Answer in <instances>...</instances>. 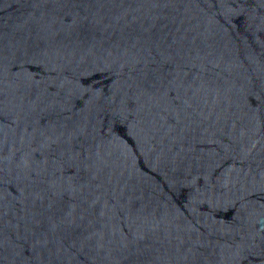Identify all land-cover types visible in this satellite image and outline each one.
I'll use <instances>...</instances> for the list:
<instances>
[{"label": "water", "instance_id": "1", "mask_svg": "<svg viewBox=\"0 0 264 264\" xmlns=\"http://www.w3.org/2000/svg\"><path fill=\"white\" fill-rule=\"evenodd\" d=\"M0 264H264V0H0Z\"/></svg>", "mask_w": 264, "mask_h": 264}, {"label": "snow or ice", "instance_id": "2", "mask_svg": "<svg viewBox=\"0 0 264 264\" xmlns=\"http://www.w3.org/2000/svg\"><path fill=\"white\" fill-rule=\"evenodd\" d=\"M52 207H54V205Z\"/></svg>", "mask_w": 264, "mask_h": 264}]
</instances>
